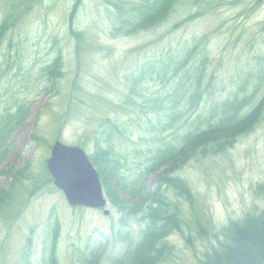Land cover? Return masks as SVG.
Returning a JSON list of instances; mask_svg holds the SVG:
<instances>
[{
	"label": "rangeland",
	"instance_id": "rangeland-1",
	"mask_svg": "<svg viewBox=\"0 0 264 264\" xmlns=\"http://www.w3.org/2000/svg\"><path fill=\"white\" fill-rule=\"evenodd\" d=\"M25 1H0V21L8 11L21 16L4 41L2 52L8 63L0 54V91L31 101L26 120L12 134L14 145L3 163L27 165L31 178L43 174L50 152L46 142L51 143L56 135L90 154L92 139L103 129L106 115L120 124L117 131L111 130L110 140L122 168L134 172L142 167L150 148L177 143L195 123L205 126L214 105L233 93L249 96L261 83L246 110L264 93V0H183L162 26L114 37L109 35L104 7L97 0H84L76 18V30L83 35L79 42L68 33L72 0H34L26 12ZM10 3L15 6L11 8ZM195 13L200 15L174 27ZM204 35L194 59L202 57L203 49L208 53L210 63L202 83L209 96L198 113H179L168 121L163 111L172 106L167 98L170 75L159 78L149 71V65L159 67L182 50L190 51ZM58 53L63 74L59 91L53 93L44 90L37 72ZM142 63H147V72L133 81L132 75ZM152 101L159 115L152 112ZM177 106L181 109L182 103ZM197 114L200 121H195ZM32 132L42 135L45 142H35ZM159 170L147 176V188L153 187ZM176 173L191 187L193 203L167 193L179 212L181 231L168 236L171 253L160 264H197L222 240V229L230 220L264 209L262 198L254 191L257 184L264 183V112L259 124L226 151L189 160ZM7 183L0 177V187ZM107 208L110 213L103 215L102 209L71 207L52 182L46 184L19 216L0 219V264H24L28 235L31 264H42L47 225L54 219L59 222V264H81L80 257L90 250L98 251L108 263L123 251L127 232L129 240L138 239L144 221L130 216L123 224L110 201Z\"/></svg>",
	"mask_w": 264,
	"mask_h": 264
},
{
	"label": "trees",
	"instance_id": "trees-1",
	"mask_svg": "<svg viewBox=\"0 0 264 264\" xmlns=\"http://www.w3.org/2000/svg\"><path fill=\"white\" fill-rule=\"evenodd\" d=\"M72 1L67 15L70 30L68 33L79 42L83 35L76 30V18L84 0ZM97 1L104 7V16L109 21V35L114 37L131 36L162 26L183 0ZM25 2L28 3L24 6L26 12L35 1ZM13 6L15 4L10 3V7ZM195 17L194 14L186 17L174 26L179 27ZM20 18V14L14 15L8 11L0 21V54L6 58H3L4 63H8L5 53L2 52L7 31L14 27ZM199 45L197 43L190 51L182 50L172 60L161 62L159 67L149 65V71L159 78H163L167 73L170 75L171 89L168 90L167 98L172 106L163 111L168 121L179 113H198L201 104H204L209 96L208 87L202 83V77L207 73L210 61L205 49L201 50L202 57L199 60L194 59ZM168 54L169 52L166 53ZM146 64L142 63L139 71L132 75L133 81H139L145 75ZM37 74L43 79L44 90L58 92L59 80L63 74L61 54H56L42 65ZM260 87L261 83L249 96L240 97L235 92L219 105L215 104L211 116L206 118L205 126L195 123L180 135L177 143H162L150 148L142 167L134 172L122 168L120 155L114 151V144L110 140L111 130L117 131L120 124L109 116H104L103 129L92 139L93 146L89 158L98 171L107 199L121 215L120 221L125 224L126 217L140 216L144 227L140 228L138 239L128 241L121 254L110 257L108 263L102 261L98 251L90 250L80 259L81 264L162 263L171 253L168 236L181 231L179 212L176 206L172 207L167 193L172 192L173 196L193 203L191 187L176 172L189 160L217 154L231 147L239 137L247 135L259 124L264 112V93L249 110L246 108ZM5 93L6 90L0 91V177L8 181L6 186L0 187L2 220L19 216L29 200L46 184L52 182L45 166L43 174L35 178L29 175L27 165L3 166L14 145L12 134L26 120L31 105L26 96L10 94L11 97H8L7 92L6 97L2 98ZM179 102L182 103L181 109L177 106ZM150 108L153 113L159 115L154 101L150 103ZM199 118L200 114H197L195 121H200ZM31 136L37 143L45 142L39 133L33 132ZM46 145L49 147L47 143ZM158 169L160 170L153 187L147 188V176ZM254 191L264 202V183L257 184ZM48 227L50 229L47 231L44 245L43 264H59L56 256L59 222L54 219L49 222ZM222 231V240L208 249L203 258L198 259L197 264H264V209L258 214H246L238 220H230ZM117 234L120 235V231ZM128 234L127 232L125 238ZM31 248L32 240L29 235L25 243L27 255L30 254Z\"/></svg>",
	"mask_w": 264,
	"mask_h": 264
},
{
	"label": "water",
	"instance_id": "water-1",
	"mask_svg": "<svg viewBox=\"0 0 264 264\" xmlns=\"http://www.w3.org/2000/svg\"><path fill=\"white\" fill-rule=\"evenodd\" d=\"M46 167L54 185L60 189L71 206L103 208L108 215L107 200L97 170L79 146H67L56 140Z\"/></svg>",
	"mask_w": 264,
	"mask_h": 264
},
{
	"label": "bare ground",
	"instance_id": "bare-ground-1",
	"mask_svg": "<svg viewBox=\"0 0 264 264\" xmlns=\"http://www.w3.org/2000/svg\"><path fill=\"white\" fill-rule=\"evenodd\" d=\"M173 14H175V12L174 13H172L171 15H170V17L173 15ZM193 14H188V15H186V17H191ZM194 15H196V17H198L200 14H198V13H195ZM170 17H169V19H170ZM186 17H184V18H186ZM195 17V18H196ZM183 18V19H184ZM168 19V20H169ZM194 19V18H193ZM192 19V20H193ZM182 20V19H181ZM180 20V21H181ZM192 20H190V21H192ZM190 21H188V22H190ZM168 22V21H167ZM179 22V21H178ZM188 22H186V23H182L179 27H181L182 25H186ZM176 24V23H175ZM175 27V26H174ZM175 28H178V27H175ZM206 38V36L204 35V36H202L201 38H199V39H197V42L199 43V44H201L202 43V40H204ZM228 149V148H227ZM227 149H225L224 151H226ZM224 151H222V152H224ZM222 152H219V153H217V154H210L209 156H214V155H218V154H220V153H222ZM125 240H128V241H133L132 239L131 240H129V237L127 236L126 238H125ZM128 243V242H127ZM126 243V244H127ZM30 254H29V258L31 259V256H32V251H30L29 252ZM83 256H85V254L83 255ZM82 256V257H83ZM82 257H80V259L82 258Z\"/></svg>",
	"mask_w": 264,
	"mask_h": 264
}]
</instances>
